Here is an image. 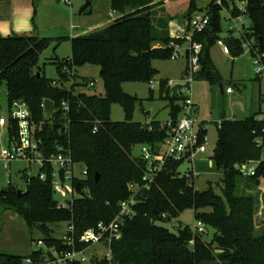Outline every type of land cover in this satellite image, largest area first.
Here are the masks:
<instances>
[{"label": "trees", "instance_id": "1", "mask_svg": "<svg viewBox=\"0 0 264 264\" xmlns=\"http://www.w3.org/2000/svg\"><path fill=\"white\" fill-rule=\"evenodd\" d=\"M166 1L109 0L110 9L118 16L102 27L67 37L71 55L55 59L57 79L47 78L42 67L37 75L40 53L50 44V38L35 34L0 35V87L5 86L7 112L14 101L24 102L43 153L56 152L60 146L87 173L82 181L86 192L82 191L67 206H60L55 197L49 164L40 168L44 179L23 171L26 184L20 195L19 188L11 183L0 190V207L17 213L30 232L39 231L45 245L58 253L70 247L62 237L53 235L51 225L72 224V234L77 239L98 223H109L118 214L121 202L132 195L130 184H142L146 162L135 154V147L146 145L159 151L168 135L170 127L159 120L133 121L138 99L121 86L125 81H151L157 73L152 61L171 59V41L179 46L186 42L171 36V18L158 17L160 6ZM226 6L227 0L221 6L211 0L208 24L192 35V41L202 45L200 68L194 77L210 83L220 81L209 49L220 38V13ZM194 9L195 0H189L184 17L188 18ZM230 13L246 14L251 21L240 37L230 35L224 39L230 54L239 56L243 52L242 41L251 37L258 44L249 53H264V0H245L244 12L235 7ZM83 65L99 67L104 95L77 91V87L88 85L76 74V67ZM158 84L161 98L171 101L170 123L174 124L181 112V104L175 101L184 97L181 93L170 94L168 80L160 79ZM45 99L53 102L47 120L43 118ZM114 103L122 106L123 121L111 120ZM258 113L244 119L223 118L217 125L218 138L211 159L222 174L220 193L210 185L203 191L195 189L194 177L178 172L181 162L167 161L150 188L138 191L132 205L134 214L125 220L121 238L111 243V258L91 260L95 264H264V224L256 229L254 220L260 209L259 199L264 195V161L253 176H242L235 168L236 164L263 157L255 141L257 137L264 138V121L256 117ZM54 124L61 127L54 129ZM16 133L17 123L9 118L7 144ZM187 209L193 210L195 220L201 221L204 228L213 229L210 241L204 239V231H193L188 225L175 233L157 224L177 218ZM88 246L76 242L77 248ZM30 254L36 257L39 252ZM24 257L0 251V264H21Z\"/></svg>", "mask_w": 264, "mask_h": 264}, {"label": "rangeland", "instance_id": "2", "mask_svg": "<svg viewBox=\"0 0 264 264\" xmlns=\"http://www.w3.org/2000/svg\"><path fill=\"white\" fill-rule=\"evenodd\" d=\"M87 1H91V5L79 14V10ZM210 1L195 0L196 9L191 14L204 11L205 8H208ZM11 2H13L14 9L18 11V15L26 9L31 11V16H33L34 23H36L35 34L37 36L51 39L50 44L40 53L38 60V66L43 68L44 75L50 79L58 78V72L54 64L55 59H62L71 55V44L67 37L87 33L95 28L102 27L118 16L110 9L109 0H70V5H66L62 0H11ZM236 5L240 7L241 3L237 1ZM188 8L189 0H167L161 4L158 17L163 15L171 18L170 29H175L177 26H184L187 19L184 15ZM239 18L240 21L237 20V17H231L226 8L221 10L220 38L222 40L230 35L238 38L242 26L245 28L251 26V21L246 14H241ZM232 27L233 30H231ZM186 46V42L180 46L177 58L153 60L152 66L157 70V73L151 81H125L121 84L124 92L138 99L135 103L133 121L145 123L151 120H159L164 124L171 122V101L170 99L161 98L158 80L164 78L170 80L173 84L182 85L184 79L182 73L186 62L184 53ZM209 58L220 76V81L210 83L207 80L194 77L190 85L191 99L196 106V119L202 123L207 132L206 151L199 156V158L207 161L203 162L206 165L202 164V172L194 178V187L199 191H203L210 185L216 192L220 193L222 174L215 168L211 159L218 138L217 125L223 118L244 119L258 111L260 113L256 117L259 118L264 113V77L258 78L255 75L253 58L248 47L244 48L239 56L233 57L231 54L223 53L215 43L209 49ZM75 70L79 78L86 81L92 80L94 83L93 86L83 85L77 87V91L94 95L105 94L98 66L83 65L76 67ZM81 80L76 79L78 82H81ZM220 83H222L224 90L230 86L232 94L221 93ZM5 95V86L2 85L0 87V115H7ZM175 95L179 96L178 91L175 92ZM175 103L179 105L182 100L177 99ZM110 118L112 121L124 120L125 115L120 104H112ZM5 146H7L6 127H0V150ZM134 152L140 154V146H136ZM190 167V163L183 162L179 165L178 172L183 174ZM82 168V165H77L75 168V174L78 177H83L79 174ZM23 171L26 175H34L38 172V165L15 161L9 164L8 169H5L0 162V190L6 189L9 183L18 188H24L26 176ZM256 192L260 196L259 191L255 190ZM55 197L59 201L64 200L57 194H55ZM262 198H264V195H262ZM261 211L262 213H257L258 216L254 218L256 229L264 224V207ZM157 224L176 233L186 225L193 230L197 220L194 218L193 210L187 209L177 218L158 221ZM68 225L67 222L52 224L53 235L62 237L66 233ZM213 232V229L205 228L204 239L210 241ZM41 239V233L37 230L30 232L17 213L0 207V251L27 256L32 251L40 248L37 241ZM189 244L191 245V243ZM42 245H45L43 241ZM108 253L109 249L105 245L101 243L93 244L86 251L87 261L84 264H95L91 260L92 256L101 260L106 258L105 255Z\"/></svg>", "mask_w": 264, "mask_h": 264}, {"label": "built area", "instance_id": "3", "mask_svg": "<svg viewBox=\"0 0 264 264\" xmlns=\"http://www.w3.org/2000/svg\"><path fill=\"white\" fill-rule=\"evenodd\" d=\"M216 5H222L223 0H213ZM240 2L241 6H237L236 3ZM66 5H70V0H62ZM237 8L239 11H245V0H227V6L224 7L229 12L231 17H237L240 21V15L232 16L231 10ZM209 22L208 8H205L202 12H196L191 14L186 20L184 26H177L172 30L171 36L174 38L185 39L188 50V69L184 72V79L181 85L180 93L183 95L181 103V112L174 124L170 122L167 126L170 127L167 137L161 143V149L151 150L146 145L140 146V156L146 162V170L142 177V184H130L132 195L126 201L121 202L120 210L118 214L109 222H100L96 227L85 230L77 239L73 236V226L68 225L66 233L62 236L64 243L69 246L68 250L57 252L54 247H48L42 245V241L38 240L37 245L39 255L34 257L28 254L24 257L21 264H69L79 262L84 264L87 261L86 251L88 247L93 244L101 243L109 249V253L105 255L106 259H110L111 243L118 240L122 236V228L127 217H131L134 212L132 205L136 202V195L141 189H149L157 174L164 168L167 161L175 162H188L191 164L190 169L185 173L191 174L194 178L198 176L202 171L200 166L206 165L203 163L207 161L199 158L201 154L206 151L207 132L201 122L196 119L195 109L196 106L191 99V81L194 78V74L199 70V54L202 49L201 43L193 42L192 35L196 31H201ZM244 26H242V29ZM234 28L232 27L231 30ZM240 30V34L241 31ZM225 54H230L228 45L224 40L218 38L215 42ZM257 41L254 37L245 39L241 43L242 49L248 47L249 52L257 46ZM170 46L174 47L172 57L177 58L179 56L180 46L174 42H170ZM184 52V53H185ZM253 58L254 72L258 78L264 77V53L257 51L251 54ZM65 70V67L62 68ZM55 84V83H54ZM66 85H69L68 83ZM89 86H93L92 80L88 81ZM173 83L168 81V86H172ZM224 92L231 94L232 89L230 86L226 87ZM64 109L66 104L64 103ZM11 118L17 123V133L12 139L11 143L3 147L0 150V162L3 168L8 169L11 162L23 161L29 165L37 164L38 172L34 175H39L40 178H45V173L40 171V168L45 164H49L52 167L51 178L54 194L63 198V201H59L60 206H67L68 202H71L74 198L79 196V192L76 189V184L86 178V170L82 168L79 172L83 177H78L75 174V163L69 153L63 151L62 147H58V151L45 155L39 148L40 140L35 138L34 127L30 121V112L26 104L22 101H14L11 104L10 110L7 115H0V126L6 127L8 119ZM264 121V113L258 118ZM256 143L261 147L262 154L264 155V138L257 137ZM264 161V157L258 160L247 161L241 164H236L235 168L240 172L242 176H253L256 173L257 167ZM210 162V161H209ZM209 164V163H208ZM63 170V180L59 175V170ZM8 173V172H7ZM264 190V184L262 185ZM82 191L86 192V189L82 186ZM204 225L201 221H197V224L193 227V231H204ZM76 242L87 243L88 247L77 248ZM192 243V241H191ZM52 254V257L49 255ZM93 257V256H92ZM91 257V258H92ZM99 259V258H98Z\"/></svg>", "mask_w": 264, "mask_h": 264}, {"label": "crops", "instance_id": "4", "mask_svg": "<svg viewBox=\"0 0 264 264\" xmlns=\"http://www.w3.org/2000/svg\"><path fill=\"white\" fill-rule=\"evenodd\" d=\"M0 2H1L0 3V35L2 36L12 35V34L22 35V34H25L23 32H26V31L29 32L26 34H35L36 23H34V18L33 16H31V11L29 9H26L22 14L18 15V11L14 9L13 2H11V0H6V1L4 0ZM3 4L5 5V7ZM172 30L173 29H171V31ZM184 72H185V68L182 74H184ZM160 79H164V78H160ZM172 86H170V88ZM176 91L177 89H175L173 92H176ZM221 93H225L224 89H223V92ZM228 119H235V118H228ZM145 123H148V122H145ZM200 167H202V165ZM259 207L260 209L258 213L261 214L262 213L261 209L264 207V198H262V196L259 199ZM256 216H258V214H256Z\"/></svg>", "mask_w": 264, "mask_h": 264}, {"label": "water", "instance_id": "5", "mask_svg": "<svg viewBox=\"0 0 264 264\" xmlns=\"http://www.w3.org/2000/svg\"><path fill=\"white\" fill-rule=\"evenodd\" d=\"M90 1H87L82 7L81 9L79 10V14L83 13L85 11V9L90 5ZM185 71L188 69V66H189V60H188V50H186L185 52ZM38 72H37V75H40V69L41 67L38 66ZM219 88H220V91L223 92V88H222V85L219 84ZM177 89L178 93H180V89H181V85L180 84H175L173 85L171 88H170V92L173 93V91ZM52 107H53V102L49 99H45L44 100V103H43V108H44V111H43V118L44 120H47L49 119L50 117V113H51V110H52ZM54 129H57L59 127H61V124H54L53 125ZM59 175H60V178L61 180H63V170L60 169L59 170ZM96 179H98V175L96 176ZM76 189L79 193L82 192V184L80 182H78L76 184ZM18 194L20 195L21 193L24 192L23 189L19 188L17 190Z\"/></svg>", "mask_w": 264, "mask_h": 264}]
</instances>
